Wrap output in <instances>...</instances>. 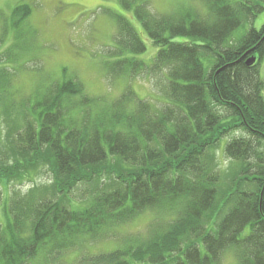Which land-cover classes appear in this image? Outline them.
Here are the masks:
<instances>
[{"label":"trees","instance_id":"16d2710c","mask_svg":"<svg viewBox=\"0 0 264 264\" xmlns=\"http://www.w3.org/2000/svg\"><path fill=\"white\" fill-rule=\"evenodd\" d=\"M117 1L158 52L150 64L134 57L146 45L113 13L116 43L109 56L121 57L103 64L114 79L157 75L166 108L131 90L113 101L96 98L76 79L26 99L21 127L12 133L26 163L7 170L0 164L6 192L0 193V264H56L67 250L148 214L145 233L125 238L111 253H85L77 264H221L228 251L238 264H264V81L256 64H246L264 58V25L234 38L264 11V0H199L200 8L187 3L172 14L152 12L148 0ZM13 13L20 22L30 9ZM8 54L0 56L1 96H13L19 76L3 65L17 58ZM226 138L224 154L238 164L230 176L215 154ZM45 155L53 187L33 196L7 189L9 179L47 161ZM111 159L127 168L107 166ZM109 170L117 175L91 192ZM77 188L90 194L82 210L70 197Z\"/></svg>","mask_w":264,"mask_h":264},{"label":"rangeland","instance_id":"374dc122","mask_svg":"<svg viewBox=\"0 0 264 264\" xmlns=\"http://www.w3.org/2000/svg\"><path fill=\"white\" fill-rule=\"evenodd\" d=\"M148 1L151 11L160 14L177 13L187 7V3L201 7L199 0ZM18 6H27L30 9L28 17L20 22L13 13ZM113 13L122 14L125 17L123 22L133 27L146 45L144 53L133 56L150 64L158 48L153 45L133 12L120 7L117 0H0V56L3 54L8 56L10 52L12 55L14 52L17 60L3 65L10 66V69L19 74L12 85L13 96H6L7 92L3 96L0 95V164L3 170L15 167L19 169L21 164L26 163L13 144V129L21 127L20 109L24 110L23 102L33 96L39 88H45L50 84L56 85L57 82L76 79L78 83L82 82L90 96L105 98L106 101L118 99L123 91L131 90L138 98L153 102L164 112L167 100L165 90L162 85H158L161 82L157 75L143 72L139 76L134 75L133 78L114 79L105 68L104 62L121 57L120 55L109 56L113 50L111 47L116 43L117 26ZM17 23L20 25L14 26ZM263 25L264 11L254 22L240 28L234 38L235 40L241 38L250 27L259 30ZM182 40L178 39V41ZM255 64L258 66L261 80L264 81V58ZM163 86H165L164 80ZM0 89H2L1 86ZM261 94L264 99V90ZM90 111L95 114L94 109ZM240 133L237 132L230 138L237 137ZM230 138L223 140L215 153L220 171L228 176L238 165L224 154L227 139ZM44 158L47 161H39L27 172L18 173L17 176L9 179L8 183L11 184L7 189L16 188L24 194L33 196L53 187L50 157L45 155ZM116 164L120 168H127L115 159L109 160L106 165L113 168ZM116 175L117 173L109 170L102 177H97V181L90 185L91 192L92 186H99L102 178L106 177L109 180ZM35 187L37 189L32 191ZM86 190L88 189L78 191L77 188L70 196L75 209L82 210L90 203V194ZM5 193L4 190L1 194ZM9 195L10 190L3 200L9 199ZM82 200L86 201L82 202ZM2 208L1 203L0 223L4 222ZM152 219V214L144 215L116 229L114 234L106 232L103 238L96 241L87 240L82 247L77 246L67 250L58 258L56 264H77V260L85 253L99 255L116 251L122 247L125 238L145 233ZM221 264L238 263L232 251H228L224 254Z\"/></svg>","mask_w":264,"mask_h":264},{"label":"water","instance_id":"95a60500","mask_svg":"<svg viewBox=\"0 0 264 264\" xmlns=\"http://www.w3.org/2000/svg\"><path fill=\"white\" fill-rule=\"evenodd\" d=\"M257 61V58L256 57H252V58H249L246 62L247 66H252L256 63Z\"/></svg>","mask_w":264,"mask_h":264}]
</instances>
